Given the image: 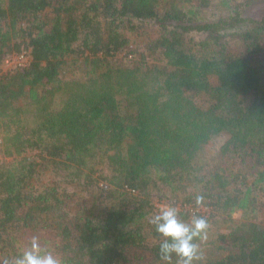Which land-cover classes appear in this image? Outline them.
<instances>
[{
  "label": "trees",
  "instance_id": "obj_1",
  "mask_svg": "<svg viewBox=\"0 0 264 264\" xmlns=\"http://www.w3.org/2000/svg\"><path fill=\"white\" fill-rule=\"evenodd\" d=\"M166 1L0 0V66L31 57L0 69V147L14 162L0 166L1 257L22 256L17 243L34 230L60 264H166L154 201L196 207L200 196L208 227L243 213L196 241L199 257L209 247L201 264H264V219L251 218L264 215V14H248L255 0H223L200 18ZM150 28L159 36L130 49ZM69 56L83 59L90 83L76 82L56 110ZM216 136L220 152L205 155ZM47 169L54 180L41 190L34 176ZM82 192L92 207L71 203Z\"/></svg>",
  "mask_w": 264,
  "mask_h": 264
},
{
  "label": "rangeland",
  "instance_id": "obj_2",
  "mask_svg": "<svg viewBox=\"0 0 264 264\" xmlns=\"http://www.w3.org/2000/svg\"><path fill=\"white\" fill-rule=\"evenodd\" d=\"M223 0H167L166 2H164V6L166 7L169 4H174L175 6H177L178 8H183L186 11L190 10H195L196 12L199 13V18L201 17H208L209 14L211 12H217V8H219L220 6V2H222ZM237 1V0H236ZM257 0H255V3H253L252 5H250V9L248 10V14L249 15H253V16H257L260 17L261 15L264 14V6L262 5H257L256 3ZM258 4H264V0H262L261 3ZM239 33H231L230 37L234 38V37H239ZM159 36V33L157 32L156 29H145L143 31H141L140 33H136L134 35L130 36L131 39V47L130 49L136 48L139 45H142L144 41L149 40L151 38H157ZM196 40L199 38V36L195 37ZM193 44L192 42H188V46L191 47V44ZM196 48V46L194 47ZM23 53H27V52H23ZM21 53V54H23ZM20 54H14L12 57H10L8 60H10V64H6V61L4 62V64L2 66H0V69L2 72H6L8 70H10L11 68H13L14 66H18L20 64H24L26 63V65L28 64V62L31 61V57L29 55L27 61L26 60H22L19 57ZM123 56V55H122ZM66 65L65 68L67 70V72H70L68 75H66V73H64L61 77L60 80L61 83L58 84L55 89L58 91L56 92V99H55V104L53 106L54 109L58 110L62 104H63V100L65 99V94L69 95V90L71 87H76L78 86V84L76 82H78L79 84H85L86 82L89 84L90 81H87V78L89 77L88 74L86 73L87 69L84 66L83 63V59L82 58H78L77 56H69L66 59ZM22 68V67H21ZM100 80L99 79H94V82ZM116 80V79H115ZM72 82V83H71ZM65 93V94H64ZM62 98V99H61ZM68 96L66 97L67 100ZM61 99V100H60ZM194 103L198 106H202L203 108L207 107V103L204 102L202 99H194ZM27 120H29V122H34L33 116L29 115L28 117H26ZM3 140H4V134L2 131H0V141H1V146L3 145ZM224 138L222 136H216V137H212L210 143H208V145H206V148L204 149L205 151V155L210 156L211 154H215L216 152H220L221 149V145L224 142ZM3 152V151H2ZM28 157H30V155H27ZM6 158L10 159V162L8 163L9 165L14 163L13 159L9 156H6ZM7 164V165H8ZM97 168L99 169V172L97 174V176L101 173L104 174V176H108V170L105 167V165L103 166H97ZM54 180V174L51 172L50 169L47 170H42L40 171L38 174H36L34 176V184L37 188L39 189H43L45 187H48L50 185V183ZM102 185V184H101ZM73 191V190H72ZM134 195H137L138 192H133ZM193 193V192H192ZM260 203H263L264 198H260ZM155 207L159 210L160 207L162 205H168L171 207H174L177 209V212H182L185 211V205H183L182 203H178V204H174L168 200H156L155 199ZM71 203H73L74 205H76L75 207H79L80 205L86 204L88 207H92V205L94 204V198L92 195H90L89 193H80L79 195L73 197ZM96 208H102L101 202L96 201ZM203 210L206 211L207 210V214L206 217L209 218L212 215V209L201 205ZM192 217V216H191ZM231 218L232 220H228V216L225 217H221L218 218L217 221L215 222V224H210L206 233V240H211L213 241L215 239V236L217 235V232L220 231H225L227 230L228 227L233 226L234 223L233 222H239L240 220H242L243 218V213L242 212H236L234 214H232ZM251 218L253 219L254 222L259 223L264 219V215L263 212L258 210V212L254 214H251ZM212 222V219H211ZM32 236H38L39 240H40V248H41V255L45 254V253H49L50 251H47V247H49V249L51 248V243H50V237L46 234V232L43 231H34V230H28L25 231L24 234L22 235V237H20V240L18 241V246H17V250L18 252L22 255L23 252L28 249L30 247L29 241L31 239ZM208 246L206 243H204L202 245L201 249V255L200 258L197 260V264H201L203 262L206 261V259L208 258ZM45 250V252H44ZM51 253V252H50ZM6 257H1L3 259V262L5 264H14L15 261V257L11 256L10 252H6ZM199 262V263H198Z\"/></svg>",
  "mask_w": 264,
  "mask_h": 264
},
{
  "label": "clouds",
  "instance_id": "obj_3",
  "mask_svg": "<svg viewBox=\"0 0 264 264\" xmlns=\"http://www.w3.org/2000/svg\"><path fill=\"white\" fill-rule=\"evenodd\" d=\"M195 202L199 206L202 197L197 196ZM149 223L165 238L159 245V254L166 264H171L173 254L177 257L176 264H193L200 258L199 244L196 241L206 239V218L194 215L185 223L178 219L176 208L162 205L158 213L150 218ZM29 244L30 247L15 259L14 264H60L59 259L50 252L41 255L38 236H32Z\"/></svg>",
  "mask_w": 264,
  "mask_h": 264
},
{
  "label": "built area",
  "instance_id": "obj_4",
  "mask_svg": "<svg viewBox=\"0 0 264 264\" xmlns=\"http://www.w3.org/2000/svg\"><path fill=\"white\" fill-rule=\"evenodd\" d=\"M19 57H20V59H22V60H26L27 61V59H28V54L27 53H23V54H20L19 55ZM9 59V58H8ZM6 60V64H10V60ZM24 66H26V63H24V64H20V65H18V66H14L13 68H11L10 70H13V69H16V68H18V67H24ZM0 146H1V141H0ZM10 162V159H8V158H6V156L3 154V152H2V150H1V147H0V166H2L3 164H8ZM127 189V191H130V192H132L129 188H126ZM185 210L187 211V212H190L191 213V216H197V215H201V216H203V217H206V214H207V210L206 211H204L203 210V208H202V206H191V205H188V204H186L185 205ZM0 264H5L4 262H3V259L1 258V256H0ZM8 264V263H7ZM10 264V263H9Z\"/></svg>",
  "mask_w": 264,
  "mask_h": 264
}]
</instances>
